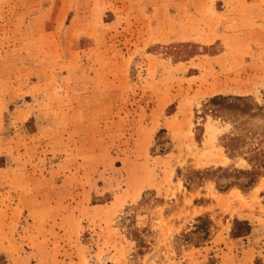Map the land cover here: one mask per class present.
I'll use <instances>...</instances> for the list:
<instances>
[{
  "label": "rangeland",
  "instance_id": "rangeland-1",
  "mask_svg": "<svg viewBox=\"0 0 264 264\" xmlns=\"http://www.w3.org/2000/svg\"><path fill=\"white\" fill-rule=\"evenodd\" d=\"M256 244L264 0H0V264H248Z\"/></svg>",
  "mask_w": 264,
  "mask_h": 264
},
{
  "label": "trees",
  "instance_id": "trees-1",
  "mask_svg": "<svg viewBox=\"0 0 264 264\" xmlns=\"http://www.w3.org/2000/svg\"><path fill=\"white\" fill-rule=\"evenodd\" d=\"M247 97L245 96H233V97H226V96H222V95H214V96H211V98H209V100L207 101L208 105H211L213 108H209V110H213L214 112H219V108H217V104L218 102H225V103H229L230 101H233V100H237V101H244L246 100ZM241 113L242 112H245L243 110L240 111ZM161 131V130H159ZM196 173L200 174L201 172L200 171H196ZM238 173L240 174H245V175H250L249 179L247 180L246 184H243L242 186L243 187H249L250 185H253L256 181V178L258 175V173H255L254 171H251V172H247V171H238ZM231 185H224V187H229ZM220 187V186H219ZM224 187H220L219 190H224ZM206 219L203 218V217H198L197 218V224L195 225V230L191 233V234H194L198 231H202V235L199 236L200 238L204 237V235L206 236L207 234V230L206 228L203 230V226H205L206 224ZM250 227L248 225V222L245 221V220H238L236 219V221H234V225L231 229V232H230V235L231 237L233 238H236L237 236H240V235H243V234H246L248 233Z\"/></svg>",
  "mask_w": 264,
  "mask_h": 264
},
{
  "label": "crops",
  "instance_id": "crops-1",
  "mask_svg": "<svg viewBox=\"0 0 264 264\" xmlns=\"http://www.w3.org/2000/svg\"><path fill=\"white\" fill-rule=\"evenodd\" d=\"M242 254L246 255L248 258V264H249V258L252 256H256L258 254L262 258V264H264V250L260 248V245H246L245 248L242 249Z\"/></svg>",
  "mask_w": 264,
  "mask_h": 264
}]
</instances>
